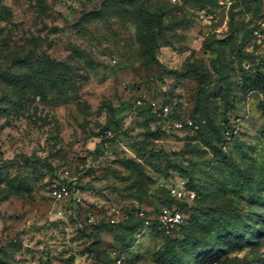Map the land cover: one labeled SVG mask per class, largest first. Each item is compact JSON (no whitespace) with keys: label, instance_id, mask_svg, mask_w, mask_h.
<instances>
[{"label":"rangeland","instance_id":"obj_1","mask_svg":"<svg viewBox=\"0 0 264 264\" xmlns=\"http://www.w3.org/2000/svg\"><path fill=\"white\" fill-rule=\"evenodd\" d=\"M176 179L198 188L183 222L145 228ZM19 263L264 264V0H0V264Z\"/></svg>","mask_w":264,"mask_h":264},{"label":"built area","instance_id":"obj_2","mask_svg":"<svg viewBox=\"0 0 264 264\" xmlns=\"http://www.w3.org/2000/svg\"><path fill=\"white\" fill-rule=\"evenodd\" d=\"M137 103L141 104V101L137 100ZM148 105L155 115L161 117L162 120L167 121L172 127L180 129L184 126L182 120L170 117V109L166 103L151 100ZM167 193L179 203H174L170 206L160 205L153 215L143 219V225L145 228H153L165 233L170 232L174 227L181 224L185 218L180 203H187L190 205L197 196L195 188L187 187L186 181L183 179H176L170 183L169 186H167ZM52 194L57 200L63 199L69 195V188L66 184L54 185Z\"/></svg>","mask_w":264,"mask_h":264},{"label":"trees","instance_id":"obj_3","mask_svg":"<svg viewBox=\"0 0 264 264\" xmlns=\"http://www.w3.org/2000/svg\"><path fill=\"white\" fill-rule=\"evenodd\" d=\"M170 116H172L171 114H170ZM194 188V187H193ZM195 190H196V192L198 191V188H196L195 187ZM166 193H167V189H166ZM167 197L169 198V203H167V204H160V205H168V206H170V205H172L171 203H179V202H177L172 196H170L168 193H167ZM178 226V225H177ZM176 226V227H177ZM175 228V227H174ZM174 228L170 231V232H172L173 230H174ZM151 229H153V228H151ZM155 230V229H154ZM155 231H157V230H155ZM170 232H168V233H170ZM163 233H165V232H163Z\"/></svg>","mask_w":264,"mask_h":264}]
</instances>
